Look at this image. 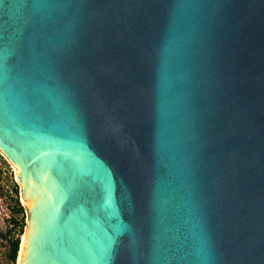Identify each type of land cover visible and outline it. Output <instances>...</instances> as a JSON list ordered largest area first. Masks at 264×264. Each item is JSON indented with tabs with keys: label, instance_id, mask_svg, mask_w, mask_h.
<instances>
[{
	"label": "water",
	"instance_id": "obj_1",
	"mask_svg": "<svg viewBox=\"0 0 264 264\" xmlns=\"http://www.w3.org/2000/svg\"><path fill=\"white\" fill-rule=\"evenodd\" d=\"M0 151L19 264H264V0H0Z\"/></svg>",
	"mask_w": 264,
	"mask_h": 264
},
{
	"label": "trees",
	"instance_id": "obj_2",
	"mask_svg": "<svg viewBox=\"0 0 264 264\" xmlns=\"http://www.w3.org/2000/svg\"><path fill=\"white\" fill-rule=\"evenodd\" d=\"M3 190L9 194L8 208L11 215L0 237V264H16L26 212L24 204L20 201L19 184L14 178L10 163L0 151V193Z\"/></svg>",
	"mask_w": 264,
	"mask_h": 264
},
{
	"label": "rangeland",
	"instance_id": "obj_3",
	"mask_svg": "<svg viewBox=\"0 0 264 264\" xmlns=\"http://www.w3.org/2000/svg\"><path fill=\"white\" fill-rule=\"evenodd\" d=\"M8 162L10 163L11 170L13 171V175H14V178L16 180L15 165L13 163H11L10 161H8ZM18 184H19V192H20L21 184L20 183H18ZM8 196H9V194H8V192H5V190H3L2 193H0V237H2V235L4 233V227L8 223L7 219L9 218V215H11V211L8 208V206H9V204H8L9 203V197ZM20 201H21V199H20ZM24 208H25V212H26L25 227H24V231H25L26 230L25 228L27 226L28 209L25 206H24ZM16 263H17V261H16Z\"/></svg>",
	"mask_w": 264,
	"mask_h": 264
},
{
	"label": "bare ground",
	"instance_id": "obj_4",
	"mask_svg": "<svg viewBox=\"0 0 264 264\" xmlns=\"http://www.w3.org/2000/svg\"><path fill=\"white\" fill-rule=\"evenodd\" d=\"M15 172L17 173V167L15 166ZM20 198H21V201L22 203L24 204V206L29 210V207L27 205V203L23 200L22 198V184H21V187H20ZM29 220V215L27 216V221ZM27 228L28 226H26V230L24 231L22 237H21V242H20V247H19V252H18V257H17V263L16 264H19V261H20V256H21V251H22V247H23V242H24V238H25V235H26V232H27Z\"/></svg>",
	"mask_w": 264,
	"mask_h": 264
}]
</instances>
